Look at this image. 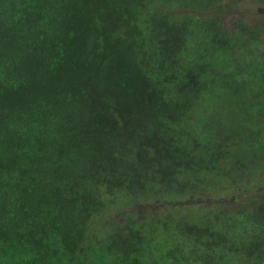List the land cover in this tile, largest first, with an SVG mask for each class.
<instances>
[{
    "label": "trees",
    "instance_id": "16d2710c",
    "mask_svg": "<svg viewBox=\"0 0 264 264\" xmlns=\"http://www.w3.org/2000/svg\"><path fill=\"white\" fill-rule=\"evenodd\" d=\"M241 1L0 0V264H264Z\"/></svg>",
    "mask_w": 264,
    "mask_h": 264
},
{
    "label": "rangeland",
    "instance_id": "374dc122",
    "mask_svg": "<svg viewBox=\"0 0 264 264\" xmlns=\"http://www.w3.org/2000/svg\"><path fill=\"white\" fill-rule=\"evenodd\" d=\"M225 4H228L229 6H231L230 1L225 3ZM233 6H240L241 8L244 9L243 10L244 14L242 17H244V19L247 22H250L253 25H255L257 23H263L264 24V0H243L238 4H234ZM182 10L186 11V12L188 11V10H184V9H182ZM222 10L224 11V13H223L224 20L228 23V25H230L232 23V20H234V18L237 15H232L226 9H222ZM239 10H241V9H239ZM214 11H215V9L210 10L211 13H214ZM263 40H264V35H263Z\"/></svg>",
    "mask_w": 264,
    "mask_h": 264
}]
</instances>
